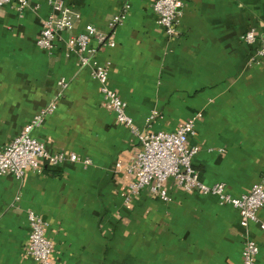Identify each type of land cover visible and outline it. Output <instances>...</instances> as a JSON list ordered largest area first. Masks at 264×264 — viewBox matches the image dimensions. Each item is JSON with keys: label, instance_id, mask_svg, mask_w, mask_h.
Segmentation results:
<instances>
[{"label": "crops", "instance_id": "obj_1", "mask_svg": "<svg viewBox=\"0 0 264 264\" xmlns=\"http://www.w3.org/2000/svg\"><path fill=\"white\" fill-rule=\"evenodd\" d=\"M29 2L39 9L0 7V151L54 103L32 136L51 153L90 163L40 162L21 179L0 175V264H37L26 254L29 211L46 223L51 264H242L248 239L264 264V207L243 229L234 208L172 180L163 185L169 202L146 189L130 194L126 169L140 142L104 107L90 76L107 66L108 87L140 132H172L192 120L187 146L199 148L192 159L199 181L239 197L264 176V60L249 62L264 42V0H179L175 38L158 25L152 0H71L78 18L50 51L36 45L50 8ZM125 3L128 14L111 30ZM86 25L114 46L92 38L94 59L80 69L68 41ZM250 30L254 45L241 41Z\"/></svg>", "mask_w": 264, "mask_h": 264}, {"label": "built area", "instance_id": "obj_2", "mask_svg": "<svg viewBox=\"0 0 264 264\" xmlns=\"http://www.w3.org/2000/svg\"><path fill=\"white\" fill-rule=\"evenodd\" d=\"M71 0H46L50 13L42 21L41 30L36 40V45L50 51L53 49L54 41L58 36L71 30L75 20L78 18L72 13ZM12 5L18 12L22 13L28 8L34 11L39 5L31 6L29 0H0V7ZM130 5L123 4L118 13L109 21V28L113 30L125 19ZM152 10L157 16V23L168 38L178 35V26L181 19L179 0H152ZM92 38H97L98 43L107 47H113V40H106L98 34L95 27L86 25L83 31L68 41V46L77 54L80 69L91 66L95 50L89 47ZM241 41L246 45H254L257 37L254 32L247 31L242 34ZM264 60V42L257 48L255 54L250 58V63ZM92 80L99 85L104 107L111 111L116 122L136 136L140 142V151L132 164L126 171L133 177L129 185L130 194H136L141 190H148L157 195L162 201L169 202L170 198L163 189L164 183L172 180L174 184L184 192H198L202 195H212L218 199L220 205H229L234 208L239 217V225L247 229L250 223L258 222L257 211L264 207V176L261 181L253 185L251 189L239 197H232L222 183L212 186L202 184L197 172L192 167V159L199 152L197 146H187L188 138L194 133V122L187 121L181 127L172 132H140L133 120L127 115L126 103L116 92L108 87L107 66L99 65L91 69ZM57 85L64 90L68 83L61 78ZM55 110V104L36 114L7 146L0 151V175H12L21 179L27 169L37 170L40 162L51 166H59L66 162L82 163L88 165V159H81L74 153L49 152L46 147L37 141L32 132L38 128L44 117ZM151 114L148 122L154 118ZM264 168V163H263ZM30 231L26 254L37 264H51L50 255L53 245L45 236L46 223L29 211L26 215ZM264 233V223L259 224ZM258 247L252 240H246L241 251L242 264H256Z\"/></svg>", "mask_w": 264, "mask_h": 264}]
</instances>
